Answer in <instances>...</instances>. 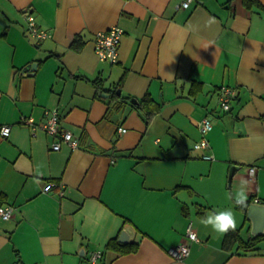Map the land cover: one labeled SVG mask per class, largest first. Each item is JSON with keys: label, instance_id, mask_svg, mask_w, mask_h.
Instances as JSON below:
<instances>
[{"label": "crops", "instance_id": "1", "mask_svg": "<svg viewBox=\"0 0 264 264\" xmlns=\"http://www.w3.org/2000/svg\"><path fill=\"white\" fill-rule=\"evenodd\" d=\"M181 1L0 0V125L11 126L0 133V204L15 206L0 218V264H264V231L252 235L236 203L241 191L264 203V0ZM27 12L53 36L31 35ZM113 26L124 29L117 62L95 51ZM222 85L236 88L230 110ZM146 94L162 105L149 123L124 99ZM46 109L79 147L52 149ZM207 116L210 147L195 148ZM223 212L239 232L227 242L205 223ZM115 237L137 250L108 248ZM179 244L191 249L183 259L170 253Z\"/></svg>", "mask_w": 264, "mask_h": 264}, {"label": "built area", "instance_id": "2", "mask_svg": "<svg viewBox=\"0 0 264 264\" xmlns=\"http://www.w3.org/2000/svg\"><path fill=\"white\" fill-rule=\"evenodd\" d=\"M194 0H182L179 7H189ZM28 20V31L31 35L36 37L38 40H44L46 38L52 37V33L49 30L40 28L37 23L35 16L27 12L26 14ZM124 29L120 26H113L108 30L100 31L95 37V51L102 60H108L110 62H117L119 46L121 43V38L123 36ZM236 96V88L228 85H222L219 92V100L222 109L230 110L231 100ZM46 119L40 124V128L46 133L55 137L52 143L53 150H60L63 144H67L71 148H77L80 146V136L75 135L72 131L66 129L60 120V114L57 109H46L45 111ZM23 121L28 124L33 123L31 117H23ZM199 127L202 132L201 138L195 143V148H208L210 147L209 139L207 138V132L212 129V121L210 117H205L199 122ZM38 126L33 125L34 131ZM127 129L120 127L119 131L125 132ZM0 133L2 136H9L11 133V126L9 124L0 125ZM206 158H211L212 156L206 155ZM256 167L252 166L250 168V173L254 174ZM55 186L54 182H48L44 186V191H51ZM259 201V199L257 200ZM15 211V206L11 204L0 205V218L10 219ZM187 237L192 241H198L199 237L197 233L193 230L191 224L187 230ZM190 246L188 244H179L170 249L171 255L176 259H183L190 253ZM101 252L97 251L92 254L90 260L92 262H97Z\"/></svg>", "mask_w": 264, "mask_h": 264}, {"label": "trees", "instance_id": "3", "mask_svg": "<svg viewBox=\"0 0 264 264\" xmlns=\"http://www.w3.org/2000/svg\"><path fill=\"white\" fill-rule=\"evenodd\" d=\"M78 41H79V38H76L75 42L77 43ZM99 81L100 80H97V84L98 86L101 87V84ZM117 88H120V86H118ZM111 97H112L111 100L117 97V91L114 90ZM120 97L122 98L123 96L121 95ZM124 99L131 100L132 104L141 111L147 123H149L151 119L155 115H157L162 108V105L155 102L149 94H146L145 96L141 98H138L136 96H127V97H124ZM2 196H3V193L0 191V198H2ZM250 203H251L250 201H245L243 205H240V204L238 205L243 207L247 212L248 206L250 205ZM238 233H239L238 229L236 228L235 230L229 229L225 237L226 242L230 240L231 238H236L238 236L237 235ZM262 239H263V236L252 237L246 241L241 239L240 246L245 251L254 250L256 248L257 243L261 241ZM107 247L110 249H113L114 251L118 253H128V252L136 251L138 248V244L137 243L122 244L117 240V237H115L109 241Z\"/></svg>", "mask_w": 264, "mask_h": 264}, {"label": "water", "instance_id": "4", "mask_svg": "<svg viewBox=\"0 0 264 264\" xmlns=\"http://www.w3.org/2000/svg\"><path fill=\"white\" fill-rule=\"evenodd\" d=\"M31 68L36 70L38 68V62L31 64ZM120 94V91L118 92ZM247 217L252 221V235H258L264 231V203L256 201L250 204L247 210ZM120 242H129L128 235L122 233Z\"/></svg>", "mask_w": 264, "mask_h": 264}, {"label": "clouds", "instance_id": "5", "mask_svg": "<svg viewBox=\"0 0 264 264\" xmlns=\"http://www.w3.org/2000/svg\"><path fill=\"white\" fill-rule=\"evenodd\" d=\"M246 195L243 191L239 192L237 194L236 203L243 205L244 201L246 200ZM206 224H211L213 228L220 232V233H226L229 229L235 230L236 228V221L233 217L231 212H223L219 213L215 216V218H212L211 216L205 221Z\"/></svg>", "mask_w": 264, "mask_h": 264}]
</instances>
